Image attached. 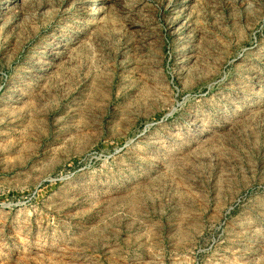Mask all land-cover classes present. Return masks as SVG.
Here are the masks:
<instances>
[{
  "label": "rangeland",
  "instance_id": "374dc122",
  "mask_svg": "<svg viewBox=\"0 0 264 264\" xmlns=\"http://www.w3.org/2000/svg\"><path fill=\"white\" fill-rule=\"evenodd\" d=\"M0 264H264V0H0Z\"/></svg>",
  "mask_w": 264,
  "mask_h": 264
}]
</instances>
